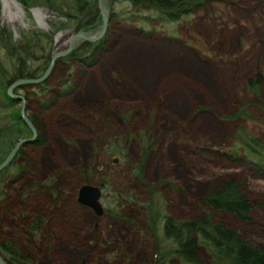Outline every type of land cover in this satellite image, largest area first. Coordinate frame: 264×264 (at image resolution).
<instances>
[{
    "label": "rangeland",
    "instance_id": "374dc122",
    "mask_svg": "<svg viewBox=\"0 0 264 264\" xmlns=\"http://www.w3.org/2000/svg\"><path fill=\"white\" fill-rule=\"evenodd\" d=\"M4 1L0 32L7 43L13 42L9 48L35 31L53 58L69 50L74 34L96 35L103 28V21L96 31L62 28L76 22H61L54 11L40 5L45 0H26L28 9L15 0L21 10L7 13ZM52 1L68 11L71 6L74 15L82 3L86 8L97 5L101 14L99 0ZM104 3L107 42L95 61L74 63L70 73L67 65L56 62L43 95L37 94L36 85H25L27 115L43 123L45 143L22 147L29 163L14 160L0 176V244L12 247L29 264H155L154 244L163 233L154 236L148 224L146 207L152 196L162 217L189 220L209 211L201 202L212 186L237 179L253 207L250 220L213 214L242 237L264 245V168L232 155L240 131L264 142V84L257 92L248 86L264 72V0H216L183 22L166 25L156 21L158 14L134 8L129 0ZM139 25L148 33L142 34ZM41 32L52 37L50 47ZM3 47L0 40V72L8 78L15 73L17 56ZM33 61L31 68L41 65ZM66 77L74 89L62 97L57 83ZM14 93L25 95L18 88ZM42 101H51V106L44 110ZM238 109L246 115L228 118ZM8 123L9 111H2L0 135L9 131L0 136V161L18 140L16 134L19 142L28 139L29 133L23 136ZM18 165L28 172L22 174ZM38 183L53 185L60 203L52 204L47 191L34 190ZM102 184L99 203L107 215L99 216L78 200L83 187L100 189ZM39 213L46 222L38 237L30 239L26 229ZM1 254L7 263L8 255ZM200 257L210 264L203 247ZM169 263L184 264L177 258Z\"/></svg>",
    "mask_w": 264,
    "mask_h": 264
},
{
    "label": "trees",
    "instance_id": "16d2710c",
    "mask_svg": "<svg viewBox=\"0 0 264 264\" xmlns=\"http://www.w3.org/2000/svg\"><path fill=\"white\" fill-rule=\"evenodd\" d=\"M19 1L23 4L25 9L29 8V4L26 0ZM214 1L216 0H129L134 8L144 7L148 9L147 11L150 10L158 14L156 21L159 24L164 25L181 23L185 21V19L198 13V11L205 9ZM42 4L44 7L54 11L60 18H62L61 22H63L64 19L69 18H72L73 22H76L72 23V25L61 24L63 25L62 28H75L78 31H96L97 29H94L97 27V24L99 26L102 21L97 5L95 6V9L93 7L86 8L82 3L77 9V13L74 15V10L71 6H69L70 8L68 11V8L64 7L65 5L58 4L52 0H45L44 3H41L40 5ZM71 14L74 16H71ZM148 19L151 21L155 20V18ZM56 27H58V25ZM62 28H57L55 31L62 30ZM138 30H140L142 34L148 33V29L144 25H142V27H138ZM37 33L39 32L33 31L27 37H23V39L27 41L28 46L25 45V41L21 39V41L19 40L15 43L17 46L13 49L7 47L9 46L8 44H13V42L7 43L5 41V38L7 37H5V34L2 31L0 32V40H2V44L4 46L3 48L5 50L7 49L10 56H17V58L15 57L17 67L12 77L7 78L4 72H0V82L3 84L0 88V113L2 111H9V123L7 125L12 124V127H16L17 132L20 131L23 136L26 132L29 133L28 138H31L33 134L31 129L25 125L22 120V109L17 108V105L21 103L8 95V88L17 80L38 78L47 70L52 58V53L50 51L51 48L43 49L44 47L41 45L43 43H40V38ZM41 33L43 34L44 39L48 41V47H50L52 45V37L47 33ZM8 36L11 40H13L11 34H8ZM106 42L107 36L97 43L83 41L76 47L75 51L71 55L64 59H60L57 62L61 65H67L68 73H70L71 69L74 68V63H93L97 52L99 53L106 47ZM19 48L21 50H19ZM18 51L21 53H18ZM33 60H40L41 65H38L36 68H31L29 65L33 64L30 63L34 62ZM47 82L48 81L33 87L37 89V94L43 95V93L48 90L50 86ZM263 84L264 72L257 73V76L248 81L249 90L255 92H257ZM57 87L58 90H60L59 93L62 97L72 93L74 89L73 84L68 77L61 80V82L59 81L57 83ZM26 88V86H22L18 89H20L21 92L24 91V96L27 99L28 94ZM50 106L51 101H42L41 108L44 110ZM243 115H246L245 111H243V109H238L236 113L228 118H240ZM29 118L38 131V136L31 145L40 147L45 143L43 123L34 114L30 115ZM8 131H3V134L0 136H5ZM19 136L20 133L16 134V138H18V140L12 141L10 146L11 151L16 146H13L14 142H19ZM235 140L236 144H238L235 145L236 148L235 146L233 147L232 155L236 159L250 161L258 169L264 168V142L260 141L259 138H256L255 136L247 135L245 131H240V133L237 134V137H235ZM149 148L150 147L147 148V151ZM10 152H7L6 155L8 156ZM22 154V151H20L15 161L22 159L24 160L22 163L28 164L29 162H27L26 157L22 156ZM7 156L0 161V164L5 161ZM14 164L15 162L12 163L11 166L7 167L2 173H0V176ZM142 166L143 164H141L138 169L141 172ZM18 167L22 174L28 172L27 168L23 165H18ZM139 174L141 175V173ZM46 185H48V183H38L34 186V190L37 189L42 192L47 191V199L52 204L57 205L61 201L58 191L51 187L53 185H51L50 188ZM152 194H155V190L152 191ZM154 197L155 196H152L148 206L146 207V216H148V224L154 236H157L159 230L163 233L161 235L163 237L161 238L162 240L156 241V244H154V255L156 256L155 264H167L171 258H177L184 264H205L200 257V248L202 247L206 249L209 254L210 264H264V245L242 237L234 229L217 221L215 215L213 214L214 212L226 213L234 215L244 221L250 220L251 210L253 207L250 204V200L244 186L241 185L237 179L226 180L219 186H212L209 193L201 202L208 206L210 212L204 211L203 214L195 218H190L189 220H175L170 218V216L162 217L161 214L154 209V204L152 203ZM2 198L3 195L0 199L2 200ZM118 198L119 200L121 199L119 195ZM44 222H46L44 213L36 214L33 219H31V223L26 229L25 236L30 239L38 237L41 233ZM159 222L161 223L160 226H158ZM0 252L4 255H8V257L6 256V258H8V264H29L28 259L4 243L0 244ZM163 252H165L166 255ZM157 258L159 259L157 260Z\"/></svg>",
    "mask_w": 264,
    "mask_h": 264
},
{
    "label": "water",
    "instance_id": "95a60500",
    "mask_svg": "<svg viewBox=\"0 0 264 264\" xmlns=\"http://www.w3.org/2000/svg\"><path fill=\"white\" fill-rule=\"evenodd\" d=\"M99 8H100L101 13L103 15V23L104 24H103V28L101 29V31L98 34L92 35L89 33L82 32V31L78 32L76 35L74 34L69 41V50H67L65 53L57 54L56 56H54L52 58V62L50 64V66L48 67V69L46 70V72L43 74V76L41 78H39V79H20L10 87V89H9L10 97H12L13 99L18 100V101H23V104H22V120H23L24 124L27 125L31 129L33 136H32V138L21 140L15 146V148L7 156L6 160L2 164H0V173H2V171H4L8 166H10L14 162L15 158L19 154L22 147H24L27 144H32L38 136L37 129L35 128L34 124L32 123L29 116L27 115L26 102H25L24 98L14 95L13 91L17 87H20V86H25V85L33 86V85H38V84L44 83L49 78L53 68L55 67L57 59L62 57V56H67L71 52H73V50L75 49L76 43L78 41L85 40V41H89V42H97V41L101 40L107 32L108 23H109V16H108L107 11L105 9L104 0H99ZM100 196H101V193H100V190L98 188L91 187V186H85L80 190L79 202L83 205L89 206L90 208L94 209L98 215H103L104 209L102 208L101 204L99 203ZM0 264H7L1 254H0Z\"/></svg>",
    "mask_w": 264,
    "mask_h": 264
},
{
    "label": "bare ground",
    "instance_id": "6f19581e",
    "mask_svg": "<svg viewBox=\"0 0 264 264\" xmlns=\"http://www.w3.org/2000/svg\"><path fill=\"white\" fill-rule=\"evenodd\" d=\"M3 8H4V11H5V13H7V12H10L11 11V9H13V10H17V11H19V10H21L20 8V5L15 1V0H5L4 2H3ZM13 7V8H12ZM10 10V11H9ZM101 15V19H102V21H103V15H102V13L100 14ZM42 24H43V22H44V20H42V21H40ZM85 33H87V32H85ZM107 33V32H106ZM126 68V67H125ZM128 68V70L130 69L129 67H127ZM127 70V69H126ZM125 70V71H126ZM143 85V84H142ZM21 87V86H20ZM17 88H19V87H17ZM15 91V90H14ZM14 91H13V93H14ZM14 95H15V93H14ZM16 96H18L17 94H16ZM18 97H23L24 98V100H26V98H25V96H18ZM18 101V100H17ZM19 102H21V104H23V101H19ZM26 107H27V105H26ZM33 134V133H32ZM96 188V187H95ZM100 190V193H101V196H100V199H99V202L101 203V199H102V197H103V191H102V189L100 188L99 189ZM78 202H79V200H78ZM80 203V202H79ZM81 204V203H80ZM82 206H83V204H82ZM84 206H86V205H84ZM87 208H90L89 206H86ZM96 212V211H95ZM97 213V212H96ZM104 214H105V211H104ZM103 214V215H104ZM106 215V214H105ZM99 216H102V215H99ZM0 254H1V252H0ZM2 255V254H1ZM3 256V255H2Z\"/></svg>",
    "mask_w": 264,
    "mask_h": 264
},
{
    "label": "flooded vegetation",
    "instance_id": "af4514ba",
    "mask_svg": "<svg viewBox=\"0 0 264 264\" xmlns=\"http://www.w3.org/2000/svg\"><path fill=\"white\" fill-rule=\"evenodd\" d=\"M101 187H102L101 189H104V187H105V184H102V185H101ZM90 209H91V208H90ZM93 211L95 212V210H94V209H93ZM105 214L107 215V211H106V213H105Z\"/></svg>",
    "mask_w": 264,
    "mask_h": 264
}]
</instances>
